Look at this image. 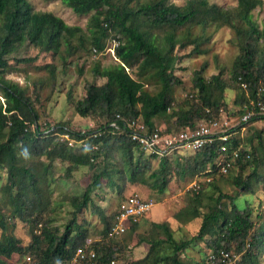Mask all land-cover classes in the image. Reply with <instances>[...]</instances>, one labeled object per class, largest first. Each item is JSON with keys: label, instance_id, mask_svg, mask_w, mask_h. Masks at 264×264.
Masks as SVG:
<instances>
[{"label": "trees", "instance_id": "1", "mask_svg": "<svg viewBox=\"0 0 264 264\" xmlns=\"http://www.w3.org/2000/svg\"><path fill=\"white\" fill-rule=\"evenodd\" d=\"M59 1L78 15L91 13L89 34L79 26H68L53 12L33 10L27 0H0V91L4 98L0 102V168L5 172V181L0 183V264H26L27 256L30 264L71 262L79 247L93 248L95 252L93 259L81 264H113L115 251H120L121 244L128 240L123 238L114 244L104 241L106 238L112 242L110 231L116 212L107 213L95 201V192H103L106 185L115 189L122 201L126 197L121 194L123 184L128 181L162 194L175 170L182 177L204 175L207 182V187L202 188L201 180L196 179L199 187H191L185 206L174 213L183 222L199 218L198 231L177 240L168 219L150 221L142 232H136L138 223L134 222L127 233L140 234L138 241L148 242L149 246L144 257L131 264H205L210 250L221 248L227 252L233 249L239 256L233 264H264V211H255L243 196L253 191L250 180L256 170L242 176L247 163L253 168L264 165L260 132L254 134L258 144L247 149L236 135L244 124L232 129L227 146L233 149L241 145L242 157L248 152L250 159L245 161L240 156L226 172H221L215 167L218 141L207 144L204 151H196L192 157L175 153L157 158L138 148L121 121H116L118 129L109 125L118 113L124 119L141 117L150 128L160 126L157 128L162 133H171L193 129L198 119L220 117L225 104L224 69L205 78L203 63L193 72L195 90L183 103H176L173 91V85L180 82L174 69L181 56L175 48L191 46L189 54H205L207 50L202 46L209 40L205 31L211 25L226 26L235 36L239 52L229 70L230 81L239 89L234 104L255 111L259 109L258 102L264 106V28L258 26L252 14L262 0H235L231 8L209 0H185L182 4L169 0ZM110 39L116 43L113 50L118 61L102 65L94 60L90 69L93 80L84 83V96L73 103L78 116L96 123L87 132L97 135L89 138L87 148L69 147L58 133L63 127L73 128L72 136L77 139L76 128L69 126L68 121L40 122L36 107L39 94L29 95L17 82L3 79V74L15 63L33 62L42 53L58 52L61 46L63 54L59 57L63 65L59 71L64 74L68 64L101 53ZM31 47L37 49V54L26 56ZM72 57L75 60L71 61ZM43 68L53 86L58 68L53 63H46ZM127 69H135V77ZM82 71L79 67L77 73ZM151 82L159 85L153 93L144 87ZM241 83H245L244 88ZM259 119H264V113L251 115L248 123ZM248 142L252 144V137ZM93 144L97 149H91ZM258 150L262 151L259 156ZM85 168L89 178L78 192L68 194L60 188L61 182L73 179ZM58 169L62 172L52 178ZM235 170L238 173L232 175ZM214 176H228L243 193H225L222 186L215 184ZM41 177L46 179L48 194H53V207L41 202ZM242 196L239 204L237 198ZM86 209L96 214L103 225L100 238L90 242L89 222L80 215ZM52 212H65L63 222L55 224ZM17 221L28 225L26 244L13 233ZM202 240L209 249L204 258L192 263L186 255L187 260L181 257L192 244ZM13 255L18 263L11 262Z\"/></svg>", "mask_w": 264, "mask_h": 264}, {"label": "rangeland", "instance_id": "2", "mask_svg": "<svg viewBox=\"0 0 264 264\" xmlns=\"http://www.w3.org/2000/svg\"><path fill=\"white\" fill-rule=\"evenodd\" d=\"M27 1L31 4L33 10L53 12L68 26H79L83 29L84 32L89 34L88 22L90 21L91 13L78 15L74 13L71 8L65 6L59 0ZM169 1H173L177 4H182L185 0ZM209 1L229 8L234 7L236 3L235 0ZM252 14L253 18L258 23V26L260 28H264V0H262V4L260 6L256 7L252 11ZM195 31L197 32L198 30L195 29ZM205 32L209 36V40L206 41V43H204L202 46V48H205L207 50L205 54H189L191 46H188L184 49H180L179 47L175 48L176 54L181 56V59H179L174 69V74L180 80L179 83L177 82L173 85L174 97L176 99V103H183V101L187 98V95L194 92L195 89L192 80L193 72L195 70H198L203 63H206V68L203 71V75L205 78H209L212 74H216L220 69H224L223 78L226 81V89L224 91L223 98L225 104L221 108L222 113H220V115L226 117L230 124L236 127L237 125H239L238 119L245 112V107H243L242 109L240 106L234 104L233 100L239 89L229 79L230 67L235 56L239 52L236 45L235 36L232 30L226 26L215 28L213 25H211L206 28ZM113 42L114 41L110 39L108 42H106L105 48L101 53L95 54L90 58L87 57L85 61L78 60L74 61L71 64H68V69L64 74L60 73L59 71V69H61L63 65L62 60L59 57V55L63 54V47L61 46L58 52L42 53L39 55L38 59L33 62L27 64H13V67L10 69V71L3 74V79L17 82L19 85L26 88L29 95L34 96L37 95V93L39 94V101L36 103V107H38V112L40 114V122L49 121L52 123H56L59 121H68L70 124L69 126L76 129L95 127L96 123L91 118H82L75 113V111L73 110V103L77 99L84 96V83L86 81L93 80L90 69L94 60H99L100 64L102 65H107L110 62L118 61L114 54ZM35 54H37V49L34 47H31L25 52L26 56H32ZM74 58L75 57H72L70 60H75ZM46 63H53L58 68L57 77L53 86H50V76L47 70L43 68ZM79 67H81L83 70L82 74L80 75L77 73ZM134 70L135 69L128 70L132 77H135L133 75ZM144 87L148 91L153 93L158 90L159 85L151 82L148 85H144ZM3 100L4 98L2 97V93L0 91V102H3ZM176 103H173L175 107ZM201 121L203 120L198 119L195 123ZM160 124L163 123L157 122V125ZM255 132H260L264 141V119H259L252 123H248V121L245 122V124L241 126V129L236 133V135H238V137L240 138V143L242 144V146L246 147L247 149H251L253 145L256 146V144H258V139L254 136ZM249 137H252V144L248 142ZM257 153L259 156L262 151L258 150ZM186 156L192 157V154H188ZM152 162L153 164H156L157 159H154ZM254 169L256 170V174H253ZM86 170L88 169L85 168L82 171L77 172L73 179L67 178L68 181H60V188L66 190L68 194L78 192L80 190V187L84 186L88 181L89 177ZM60 172H62V169L54 171V173L52 174V178H57ZM237 173L238 171L235 170L231 174L236 175ZM249 174H253L251 175L252 177L250 180V186L253 191L243 196H246V199L255 211H258L259 208L264 211V179H262L264 178V165L260 163L256 168H253V164L247 163L244 170L242 171V176L245 177ZM188 178L189 177L187 176L182 177L181 174L176 170L173 171L168 187L162 194L157 193L155 190H150L145 185L133 184L127 181L123 184L121 194L124 197L133 193H137L139 195L152 198L155 202L150 207L149 211L145 213L144 217H147V220H153L157 222H162L163 220L168 219L170 230L172 231L175 239L180 240L184 237L189 238L197 233L200 219L196 218L188 222H183L181 220H177L174 217V213L185 206L187 199L186 196L187 193L190 192L189 190H191L190 185L193 181H197L196 179L201 180L200 187L202 186V188L207 187V182L204 181V175L199 176L198 174L190 177L189 179ZM214 178L216 182L215 184H217L218 186H222L221 188L225 193L232 195H241V193H243V190L232 183L228 176H214ZM4 181L5 172L0 168V183ZM45 181L46 179L44 177H41L39 180V187L42 191L41 202L43 203V205H46V203L48 202V204L53 207L54 197L53 194H48V187ZM50 187L54 189L55 186L52 184L50 185ZM94 196L95 201L103 208H105L107 213H117L118 205L121 202V195L115 189H111L106 185H103V192L97 190ZM243 196L237 198V202L239 204H242L244 198ZM52 214H54L53 216L55 218V224L63 222V216H66L65 212H52L51 215ZM80 215L81 219L82 217H84L89 222L88 228L90 231V235L87 241L90 242L91 239H99V232L103 225L98 216L90 212L89 209L84 210ZM148 225L149 224H146L140 227L147 230ZM39 226L40 225H38V227ZM27 228L28 225L21 221H17L13 230V233L18 238H20L23 244H26L29 241ZM139 235L140 234L138 233L129 235L126 230L125 233L120 235H110L113 236V239L111 240L112 242L105 238L104 241L107 244H114L116 242L120 243L122 242L123 238L126 241L128 240V242L121 244L122 247L120 251H115L116 258L114 259L113 264H131L132 261L144 257L147 252L149 243L144 241L140 243L138 241ZM159 236L163 237V234L159 232ZM208 251L209 249L206 247V241L202 240L196 242L195 244H192L183 254H181V257L187 260V256L188 261L190 260V262L196 263L204 258L205 254ZM163 253L165 254L164 251ZM230 253L235 254L232 261L233 264V262H235L239 258V256L233 249L230 250ZM16 259L17 256L13 255L11 262L18 263ZM25 261L26 264H30V257L27 256L25 258ZM81 263L82 261L72 260L71 262H63L60 264Z\"/></svg>", "mask_w": 264, "mask_h": 264}, {"label": "built area", "instance_id": "3", "mask_svg": "<svg viewBox=\"0 0 264 264\" xmlns=\"http://www.w3.org/2000/svg\"><path fill=\"white\" fill-rule=\"evenodd\" d=\"M116 45L113 42V48ZM245 87V83H241ZM258 110L247 108L238 119L239 124H245L251 115L256 113L263 114L264 106L258 102ZM221 110V109H220ZM115 120L109 123L110 126L118 129L117 120L121 121L130 139L136 143L138 148L155 154L157 158L162 156L181 153L184 151H204V147L214 141H218L219 150L218 157L215 159V167L221 172H226L234 163V160L241 156L243 160L250 159V154L240 152L241 145L230 149L229 142L233 134L234 125L230 124L224 116L203 120L195 124L193 129H183L178 132L162 133L159 128H150L141 117H133L124 119L120 114H115ZM93 128V127H90ZM79 138L72 136L73 128L63 127V131L59 132V139L66 140L67 145L73 148H87L89 138L96 137V132H87V128L76 129ZM228 145V146H227ZM91 149H97V145L93 144ZM211 169L208 168L207 171ZM208 181L209 178L206 177ZM191 187L198 188L197 181H193ZM154 200L150 197H144L137 193L130 194L123 199L119 205L117 213L113 219L110 235L123 234L132 223L138 222L150 207L154 204ZM235 254L218 249L217 251L210 250L205 264H231ZM95 252L91 248L79 247L73 257L74 261H88L93 259ZM113 262V261H111Z\"/></svg>", "mask_w": 264, "mask_h": 264}, {"label": "crops", "instance_id": "4", "mask_svg": "<svg viewBox=\"0 0 264 264\" xmlns=\"http://www.w3.org/2000/svg\"><path fill=\"white\" fill-rule=\"evenodd\" d=\"M182 154H185V155H188V154H193L194 152H191V151H184V152H181ZM145 197V196H144ZM150 221H153V220H147V217H142L137 223H138V231L139 232H142L144 229L141 228L140 226H144L146 224H148ZM169 221V220H168ZM140 229H143V230H140Z\"/></svg>", "mask_w": 264, "mask_h": 264}]
</instances>
